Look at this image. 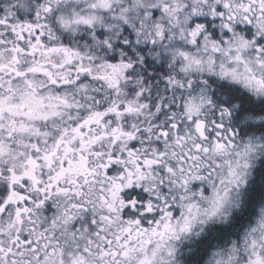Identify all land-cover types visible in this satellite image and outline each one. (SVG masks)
<instances>
[{"label": "snow or ice", "instance_id": "1", "mask_svg": "<svg viewBox=\"0 0 264 264\" xmlns=\"http://www.w3.org/2000/svg\"><path fill=\"white\" fill-rule=\"evenodd\" d=\"M0 264H264V0H0Z\"/></svg>", "mask_w": 264, "mask_h": 264}]
</instances>
